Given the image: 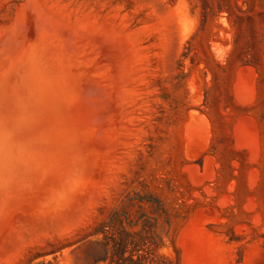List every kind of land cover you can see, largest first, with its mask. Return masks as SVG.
I'll return each instance as SVG.
<instances>
[{
    "label": "rangeland",
    "instance_id": "obj_1",
    "mask_svg": "<svg viewBox=\"0 0 264 264\" xmlns=\"http://www.w3.org/2000/svg\"><path fill=\"white\" fill-rule=\"evenodd\" d=\"M0 264H264V0H0Z\"/></svg>",
    "mask_w": 264,
    "mask_h": 264
}]
</instances>
